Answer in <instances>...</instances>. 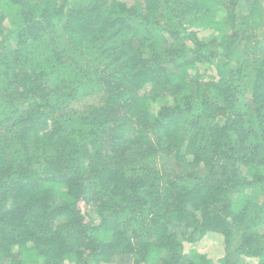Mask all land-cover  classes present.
<instances>
[{"label": "trees", "instance_id": "1", "mask_svg": "<svg viewBox=\"0 0 264 264\" xmlns=\"http://www.w3.org/2000/svg\"><path fill=\"white\" fill-rule=\"evenodd\" d=\"M0 264H264V0H0Z\"/></svg>", "mask_w": 264, "mask_h": 264}, {"label": "rangeland", "instance_id": "2", "mask_svg": "<svg viewBox=\"0 0 264 264\" xmlns=\"http://www.w3.org/2000/svg\"><path fill=\"white\" fill-rule=\"evenodd\" d=\"M205 33V32H204ZM167 161V160H166ZM164 161V163L166 162ZM171 165L174 164L173 161H168ZM177 169V167H175ZM173 170V169H171ZM170 171V170H169ZM168 171V172H169ZM222 236L218 233H212L207 235L205 238L197 242V244H187L186 251L188 252L191 247L199 250L200 253H207V255L212 259L221 261L226 256L225 245L222 241ZM235 259L236 256H233Z\"/></svg>", "mask_w": 264, "mask_h": 264}]
</instances>
